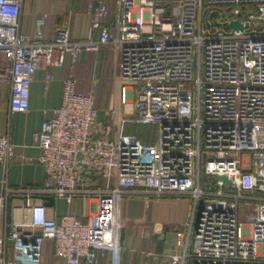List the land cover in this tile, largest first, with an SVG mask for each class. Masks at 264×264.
<instances>
[{
	"label": "built area",
	"instance_id": "built-area-1",
	"mask_svg": "<svg viewBox=\"0 0 264 264\" xmlns=\"http://www.w3.org/2000/svg\"><path fill=\"white\" fill-rule=\"evenodd\" d=\"M118 5L115 37L101 27L109 15L106 0H94L88 11L93 29H101L97 41L72 42L60 28L53 42L33 43L19 30L21 0H0V82L10 85L11 113L29 109L39 69L61 68L66 54L76 62L83 51L114 45L122 101L130 89L137 122L158 130L153 144L122 133L110 138L115 122L98 125L96 91L78 93L77 80L66 78L54 117L35 136L47 180L25 193L68 203L83 195L95 210L87 221L71 214L57 221L44 204L28 203L23 219L6 209L0 264H44L49 241L65 264H98L99 253L108 264H121L122 204L131 191L192 199L186 240L178 227L181 252L169 257L170 264H264V0ZM247 7L258 15L245 16ZM206 8L223 10L212 18ZM233 22L243 29H233ZM14 156L9 138L0 137V166L8 169ZM98 178L105 180L104 190L91 191ZM0 183L6 197L15 193ZM6 199L0 196V210Z\"/></svg>",
	"mask_w": 264,
	"mask_h": 264
},
{
	"label": "crops",
	"instance_id": "crops-1",
	"mask_svg": "<svg viewBox=\"0 0 264 264\" xmlns=\"http://www.w3.org/2000/svg\"><path fill=\"white\" fill-rule=\"evenodd\" d=\"M94 0H21L19 30L33 43H51L57 30L67 29L72 42H82L90 36L97 41L101 29H93V17L88 11ZM119 0H106L109 15L101 22V27H109L115 37V25L119 14ZM120 53L114 45H106L98 52L83 51L76 62L70 54L65 55L61 68L39 69L30 89L29 109L21 113H11V88L0 82V137L7 136L14 146L15 156L8 169L0 166V182L15 193L6 197L4 186L0 183V196L6 199V208L0 210V232H4L6 209L16 219H23V208L44 204L41 195L28 196L25 192L43 188L47 180L45 168L38 163L39 150L35 136L42 124L54 117L60 105L64 80L70 76L77 80V92L88 94L96 91L98 125H112L110 138H134L127 132L130 125H143L137 122L134 96L126 89V102L122 101V84L119 77ZM52 80L48 81L47 76ZM156 128V127H155ZM136 139V138H135ZM146 144V143H145ZM153 144V143H149ZM105 180L94 179L91 191H102ZM94 201L77 195L71 203L63 198H55L53 205L47 207L49 218L59 220L66 214L87 221L95 210ZM193 209L190 197H163L143 191L129 192L123 201L122 212L125 229L122 237L121 264H170L169 257L181 249L177 247L176 229L187 234V224ZM11 255V254H10ZM44 264H65L56 257L54 244H46ZM98 264H108L107 255L98 254Z\"/></svg>",
	"mask_w": 264,
	"mask_h": 264
},
{
	"label": "rangeland",
	"instance_id": "rangeland-1",
	"mask_svg": "<svg viewBox=\"0 0 264 264\" xmlns=\"http://www.w3.org/2000/svg\"><path fill=\"white\" fill-rule=\"evenodd\" d=\"M248 11L246 12V10H242V13H245V16H249V15H258L253 9V7H247ZM220 10L223 9H219V10H214L211 11V8H206L205 9V13H208L211 11V16L212 18L217 15L219 13ZM196 79V75L194 73L193 76V80ZM128 133L129 136H134V138H136L137 141L141 142V143H155V141L157 140V136H158V130L157 128H155V126H151V125H130V127H128L126 134ZM249 157L246 156L244 158V167L245 169H248L249 167Z\"/></svg>",
	"mask_w": 264,
	"mask_h": 264
},
{
	"label": "water",
	"instance_id": "water-1",
	"mask_svg": "<svg viewBox=\"0 0 264 264\" xmlns=\"http://www.w3.org/2000/svg\"><path fill=\"white\" fill-rule=\"evenodd\" d=\"M231 26L233 29H240V30L243 29V26L239 22H233ZM215 178L217 181L232 184V181L229 180L227 176L215 175ZM43 201H44L45 206L51 207L53 205L54 198L53 197H43Z\"/></svg>",
	"mask_w": 264,
	"mask_h": 264
}]
</instances>
